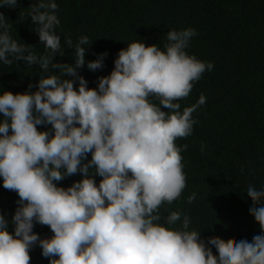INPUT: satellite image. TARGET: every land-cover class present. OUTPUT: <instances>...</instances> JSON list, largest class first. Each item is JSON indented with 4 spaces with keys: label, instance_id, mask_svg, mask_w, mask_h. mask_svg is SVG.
<instances>
[{
    "label": "clouds",
    "instance_id": "1",
    "mask_svg": "<svg viewBox=\"0 0 264 264\" xmlns=\"http://www.w3.org/2000/svg\"><path fill=\"white\" fill-rule=\"evenodd\" d=\"M19 4L0 0V8ZM27 9L17 22L31 18L42 55L13 39L0 12V63L23 61L43 73L26 92L0 94V178L19 197L11 220L0 211V264H30L37 246L49 264H264V187L249 185L246 192L261 232L251 242L205 240L190 230L188 215L161 213L187 187L181 153L188 145L176 141L193 134V113L207 98L202 94L183 110L180 101L215 67L188 52L197 30H169L163 48L128 43L111 73L89 88L80 70H103L108 53L86 61L93 43L88 36L76 43L65 37L62 45L57 0H38ZM65 46L74 49V62H54L65 56ZM77 174L82 179L60 186ZM37 224L53 235L41 238Z\"/></svg>",
    "mask_w": 264,
    "mask_h": 264
},
{
    "label": "trees",
    "instance_id": "2",
    "mask_svg": "<svg viewBox=\"0 0 264 264\" xmlns=\"http://www.w3.org/2000/svg\"><path fill=\"white\" fill-rule=\"evenodd\" d=\"M38 0H20L16 9L0 8L9 19L11 35L21 44L33 45L37 55L44 53L31 18L21 23L20 13L28 11ZM61 24L57 29L63 39L74 43L88 36L92 45L86 61L107 52L103 70H80L96 88L98 78L114 69V61L128 43L142 41L146 46L163 48L171 29L195 28L188 49L202 61L213 62L211 72L195 83L189 97L181 100V110L197 103L203 94L207 103L194 118V132L178 139V146L188 145L181 154L187 187L182 197L161 208L163 216L180 211L191 218L190 230L201 231L205 240L219 236L229 244L260 235V228L250 214L252 200L246 192L249 185L264 187V0H57ZM74 49L64 47L65 56L54 62L73 63ZM58 71V70H56ZM43 75L38 66H11L0 63V94L23 93L29 84H38ZM78 87V84H77ZM33 88L32 91H36ZM162 110L167 112L168 109ZM2 119V114H0ZM40 130H46L40 127ZM205 151L201 153V145ZM91 159V155H89ZM81 174L66 178L60 186H71ZM97 183L102 179L97 177ZM196 199L189 204L188 198ZM18 194L3 188L0 178V211L11 220L17 208ZM9 231L14 225L9 224ZM41 238L51 237L48 226L34 228ZM40 247L30 252V264H49ZM215 252V248L213 247Z\"/></svg>",
    "mask_w": 264,
    "mask_h": 264
}]
</instances>
